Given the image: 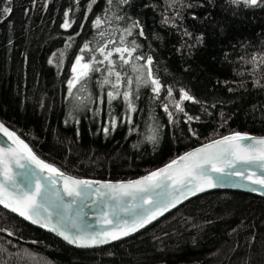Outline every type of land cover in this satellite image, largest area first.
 I'll return each instance as SVG.
<instances>
[{
    "label": "trees",
    "instance_id": "16d2710c",
    "mask_svg": "<svg viewBox=\"0 0 264 264\" xmlns=\"http://www.w3.org/2000/svg\"><path fill=\"white\" fill-rule=\"evenodd\" d=\"M8 6L13 11L0 19V121L62 172L131 179L228 133L264 135V0L251 7L230 0H0V8ZM66 11L68 29L61 27ZM97 17L105 21L99 28ZM134 24L128 35L124 30ZM133 40L139 47L132 57L124 54L130 64L121 67L113 51L122 77L117 99L109 103L115 89L100 83L107 61L69 95L71 65L85 43L88 62L93 55L103 59L97 47H131ZM149 56L159 97L150 84L137 90L135 83L141 72L132 65L145 66ZM108 78L115 83L114 75ZM168 87L177 100L180 89L189 91L198 102L184 101V110L199 119L187 121L169 104L170 122L163 107ZM124 91L133 93L135 111ZM0 228L6 229L0 264H264V198L238 191L200 194L135 234L90 249L70 246L1 207Z\"/></svg>",
    "mask_w": 264,
    "mask_h": 264
},
{
    "label": "snow or ice",
    "instance_id": "6c2138e0",
    "mask_svg": "<svg viewBox=\"0 0 264 264\" xmlns=\"http://www.w3.org/2000/svg\"><path fill=\"white\" fill-rule=\"evenodd\" d=\"M6 2L10 4V0H6ZM35 2L36 0H33L34 4ZM112 2L113 0H108L109 5ZM120 2L127 3V0H120ZM260 2L262 0H230L232 4H243L249 7L256 6ZM92 3H95V0H92ZM89 8H91V4ZM12 11L11 6L0 8V19L9 16ZM64 15L65 20L61 27L68 29L72 26L70 14L66 11ZM118 18L122 19V17ZM104 22V19L97 17L93 21V26L99 28ZM164 22H168L167 18H165ZM136 26L134 24L124 31L128 35H131L132 27ZM98 34L100 36L104 35L103 32ZM140 35H143V32ZM124 40L125 37L122 35V44ZM131 45V47H116L113 50H106L107 45L97 47L95 51L99 52L103 56V59L97 61L93 55L91 60L83 62V53L89 50V44L85 43L81 48L82 54L76 56L72 66L73 75L68 80L69 95L73 94V89L78 84H81L82 81L89 77L90 72L100 71L99 68L95 67L96 64H104L107 61L109 65L107 68L108 76H105L100 83L101 86L111 83L112 88L115 89V91H109L107 93L109 103L117 99L121 95L120 86L122 77L121 72L115 70L116 62L112 59L113 51L119 54L120 60L123 62L121 67H123L131 62L129 59H125L124 54L127 53L128 57H132V54L139 47L134 40L131 42ZM69 46L66 45V47ZM56 55V53H53V58ZM60 56L63 57V52H60ZM53 58L49 59L50 64L54 62ZM136 59H141V57H136ZM256 59L257 57L254 56L253 60ZM261 63H264V58H261ZM151 64L152 58L149 56L146 59L145 65L148 66V79H143L142 69L145 66L138 68L136 65H132L134 72H141V75L136 77L135 83L137 90L142 85L147 86L150 84L152 86V92L156 97H159L162 85L160 80L154 77L150 67ZM112 75L115 76V83H112L108 78ZM256 83L259 84V81ZM127 84L129 86L133 84L132 77H127ZM179 92L180 95L177 100L173 96V89L171 87L167 88L169 102L165 103L163 107L164 111L168 113L170 122L174 123L173 112L169 111V104L173 105L177 112L184 113L187 121L199 119V117L194 118L187 115L183 107L184 101H192L193 103L198 101L190 95L189 91L180 89ZM122 96L128 105L129 111H135L133 93L131 91H124ZM127 122L131 123L130 115L127 117ZM111 126L112 128L116 127L115 119L111 121ZM108 131L109 129L105 128V132ZM0 132H3L4 135L18 146L17 148H0V205L9 208L11 211L16 212L25 219L31 220L33 223H39L40 221L37 217H40L42 213H48V216L45 217L46 223L41 226L47 227L51 224V231H56L58 235L62 236L69 243L77 244L78 246L106 244L110 241L128 236L144 228L153 220H156L158 216L176 207L190 196H195L208 189L223 186L220 179L213 176V173L239 176L244 180L250 181L252 185L264 187V137L256 138L240 132H234L220 139H214L202 147L178 156L164 167L152 171L138 180L113 184L76 179L72 176L65 175L53 165L38 159L28 145L20 140L14 132H10L5 128L3 124H0ZM156 138L155 133L148 137L153 142ZM25 159L34 162L40 168L41 173L46 171L48 175L41 177L40 174L32 172L22 162ZM12 165L25 169V171L22 173L15 172L13 171ZM226 169H233V171L226 172ZM255 169H260L261 171L257 173ZM17 177H21L22 179L18 181ZM57 178L63 182V195H59V188L56 189L55 193L58 207L60 208L68 209L72 205H77L78 201L80 204H84L88 199L89 193L92 192L103 200L117 201V205H114L110 212L103 211L97 221L110 227L101 228L99 231L86 232L79 228L76 218L70 217V227L75 229V232L69 235L58 228L57 225L60 223L59 219L57 220V224H52V213L49 211L47 197L51 192V186L57 184ZM93 185H98V187L94 188ZM250 190L257 191L255 187L250 188ZM64 197L70 198L67 203H65ZM125 197H130L133 201L138 200L139 203L120 206L119 202ZM91 203L96 202L92 201ZM105 207H108L107 204ZM78 211H83V208L78 206ZM121 212L128 214L130 219L122 217L120 215ZM57 215L63 218V213H57ZM0 231H6V229L0 228ZM8 235H13V233L8 231ZM9 243L11 242L9 241ZM0 251H6V249L0 248Z\"/></svg>",
    "mask_w": 264,
    "mask_h": 264
},
{
    "label": "water",
    "instance_id": "95a60500",
    "mask_svg": "<svg viewBox=\"0 0 264 264\" xmlns=\"http://www.w3.org/2000/svg\"><path fill=\"white\" fill-rule=\"evenodd\" d=\"M0 124H3L4 127L7 128L10 132H14L12 129L7 127L1 121H0ZM14 133L16 134L17 137L20 138V140H22L25 144H27L16 132H14ZM232 133H234V132H232ZM232 133H228L226 135H230ZM240 133L247 134L248 136L256 137V138L264 137V135H259V134L246 133V132H240ZM223 136H225V135H223ZM223 136H220V137L215 138V139H220ZM211 141L212 140H210L208 142H205V143H202V144H199L197 146H194V147L184 151L183 153L177 155L176 157H174L170 161L165 162L164 164H162L159 167L151 170L150 172L164 167L166 164L170 163L172 160L176 159L178 156H181V155H183V154H185L187 152H190V151H192V150H194V149H196L198 147H202L204 144L210 143ZM245 143H247V142H245ZM17 147L18 146L16 144H14L13 141L10 140L6 135H4L3 132H0V148H17ZM28 147L31 149V147L29 145H28ZM32 152H33V150H32ZM35 156L38 159H40V160L44 161L45 163L49 164L47 161L43 160L42 158H40L36 154H35ZM22 162L27 165L28 169H30L32 172L40 174L41 177H45V176L48 175V173L46 171L41 173L40 168L34 162H32L31 160L25 159ZM240 167H243V166H240ZM12 168H13V171H15V172H21L22 173V172L25 171V169L17 168L15 165H12ZM227 171H233V169H226V172ZM255 171L257 173H259L261 170L260 169H255ZM150 172H147V173H145L143 175H140L138 177H134V178H131V179H123V180H111V179H101V178L79 177V176L67 174L65 172H63V173L65 175L72 176V177H74L76 179H85V180H90V181H99L100 183H106L107 182V183L115 184V183H120V182H128V181L138 180V179L148 175ZM213 176L219 178L220 181L222 182L223 186L212 188V189H208V190H206L204 192L198 193L195 196H198V195L203 194V193L211 192V191H216V190H229V191L243 192V193H247V194H251V195H255V196L264 198V187H262L260 185H252L250 183V181L244 180V179H242L239 176H228V175L217 174V173H213ZM21 179H22L21 177H17L18 181L21 180ZM93 187L94 188L98 187V185H93ZM252 187H255L257 189V191H251L250 188H252ZM57 188L60 189L59 195L62 196L63 195V191H62L63 182L59 178H57V184L51 186V192L49 193V195L47 197V202H48V205H49V211L52 213L51 223L52 224H57V220L59 219L60 223L57 226H58V228L60 230L65 231L66 234H69V235H71V234H73L75 232V229L70 227V221H69L70 217L76 218V222H77V225L79 226V228L81 230H83V231H86V232L99 231L101 228L110 227V226L104 225V224H102L100 222H97V221H98V218L101 216L102 212L103 211H109L110 212L111 208L114 205H117V203H118L117 201L103 200L100 197H98L94 192H92V193H89L88 199L84 202V204H80V202L78 201L77 205H72L68 209H63V208L58 207L57 196L55 195ZM195 196H190L188 199L183 200L182 203H184L185 201H187V200H189V199H191V198H193ZM69 199L70 198H68V197H64L65 203H67ZM92 201H95L96 203H91ZM119 203H120V206H128L130 204H137V203H139V201L138 200L133 201L130 197H125ZM182 203H180V204H182ZM106 204L108 206L107 208L105 207ZM180 204H178L177 206H179ZM78 206L83 208V211H78ZM0 207L5 209V210H7L8 212L14 214L15 216H17L21 220L25 221L26 223H28V224H30L32 226H35V227H37L39 229H42V230L52 234L53 236L59 238L60 240H62L63 242L69 244L70 246H73V247H76V248H80V249H90V248L106 246V245L112 244L114 242H117L119 240H122L124 238H127V237L135 234L136 232L140 231L141 229H143V228H141L138 231L133 232V233H131L128 236H124V237H122V238H120L118 240L110 241L109 243H106V244H99V245H93V246H78L77 244L69 243L62 236L58 235V233L56 231H51L50 230L51 224L49 226H47V227H42L41 226L42 224L46 223L45 217L48 216V213H42L40 217H37V219H39L40 222L39 223H33L31 220L25 219L24 217L18 215L16 212L11 211L9 208H5L3 205H0ZM145 207H147V205H145ZM174 208H171L169 211L164 212L161 216H158L157 219H159L160 217H162L166 213L170 212ZM57 213H63V218L58 216ZM120 215L122 217L126 218V219H130V216H128V214H126V213L121 212ZM154 221L155 220H153L152 222H154ZM148 225H146V226H148Z\"/></svg>",
    "mask_w": 264,
    "mask_h": 264
},
{
    "label": "rangeland",
    "instance_id": "374dc122",
    "mask_svg": "<svg viewBox=\"0 0 264 264\" xmlns=\"http://www.w3.org/2000/svg\"><path fill=\"white\" fill-rule=\"evenodd\" d=\"M76 58V57H75ZM75 58H74V60H73V62H72V65H71V69H70V77H69V79L72 77V75H73V73H72V66H73V63L75 62ZM83 62H85V61H83ZM68 79V80H69ZM68 84V83H67Z\"/></svg>",
    "mask_w": 264,
    "mask_h": 264
}]
</instances>
